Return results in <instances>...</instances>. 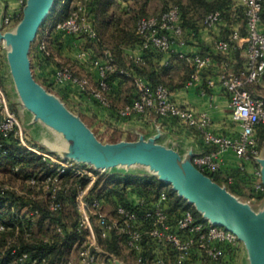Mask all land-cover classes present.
<instances>
[{
    "label": "built area",
    "instance_id": "obj_1",
    "mask_svg": "<svg viewBox=\"0 0 264 264\" xmlns=\"http://www.w3.org/2000/svg\"><path fill=\"white\" fill-rule=\"evenodd\" d=\"M90 1L92 0H78L76 9L67 19L56 23L55 29L96 40L98 33L91 15ZM232 1L235 5L243 6L245 34L242 35L236 27L229 37L218 40L216 47L223 54L230 48H238L245 57L240 72L233 70L227 57L219 62L220 83L229 95L232 116L241 126L237 138L216 132L212 127L213 121L207 113L182 107L172 99L167 87L152 86L140 76L134 77L138 96L119 110L122 117L154 111L160 116L177 117L186 125L197 128L201 131L206 145L214 148L208 153L195 154L192 158L193 164L207 175L220 170L219 155L227 149L235 151L242 164L258 157L260 153L256 127L264 124V98L251 93L246 85L264 77V32L261 28L264 0ZM19 2L24 5L26 0ZM222 21V11L217 10L209 13L204 18L203 24L211 28ZM4 22L8 25L12 24L13 15H6ZM137 32L144 39L142 45L144 48L152 46L160 53L168 52L174 44L185 43L184 27L181 24L180 8L177 5L160 15L141 17L137 22ZM46 37L39 40L38 44L39 49L49 55L51 51ZM187 60L193 68L189 83H198L204 70L215 63L210 55L195 54L187 56ZM94 63L100 73L96 84L88 77L75 74L69 67L60 68L55 80L69 81L79 86L86 95L96 99L101 105L109 107L111 101L108 97L110 86L107 76L115 70L112 53L105 50V58H97ZM125 73L131 76L130 72ZM6 77L0 62V150L7 153V140L13 137L20 145L43 157L51 171L44 175L39 197L48 201L52 211H58L64 204L63 199L59 198L62 194L66 195L68 190V185L63 183L64 174L70 170L74 175L88 180L87 184L84 187L79 186L76 192V204L80 216L77 230L84 236V242L79 249L80 264L122 262L116 256L106 254L102 250L100 238L105 239L112 233H116L123 240L124 247L131 253L135 264H170L169 260L172 264H212L213 262L228 264L226 251L239 249L243 245L233 232L213 224L204 216L202 219H197L191 209L170 212L169 196L165 189L150 202L141 198L133 206L118 204L113 209V215L108 213L107 206L110 205L98 195L91 194L99 174L108 170L97 169L72 158L57 157L50 151L40 150L29 143L22 122L11 106L5 88ZM207 84L211 87L214 82L208 81ZM260 177L261 172L257 171L253 179L256 193L264 190L263 183L258 180ZM233 181V176L227 177L228 184ZM29 182L32 186L36 185L35 178L30 179ZM8 189L9 186H0L2 193ZM255 198L254 195L243 202L250 204ZM3 229L4 226L0 224V231ZM58 230L61 231L60 228ZM150 247H154L153 257H150ZM27 257L25 253L22 259Z\"/></svg>",
    "mask_w": 264,
    "mask_h": 264
},
{
    "label": "trees",
    "instance_id": "obj_2",
    "mask_svg": "<svg viewBox=\"0 0 264 264\" xmlns=\"http://www.w3.org/2000/svg\"><path fill=\"white\" fill-rule=\"evenodd\" d=\"M77 1L78 0H55L53 8L39 30L36 40L39 38L40 34L44 32L46 26L49 25L51 29L47 34V38L57 39L69 34L55 29V25L70 16L72 11L77 7ZM125 1L128 0H92L89 2L98 38L96 40L86 38L87 46H92L98 51H100V49L101 51L109 50L114 58L115 70L107 76L110 86L108 92L109 99L114 79H118L120 83H131L132 86L137 89L134 83V77L140 76L152 86L164 85L170 92L186 84V82L191 79L193 68L190 64H188L185 69L182 81L177 84L173 83L171 77L164 76L170 69L169 64L163 67L154 64L155 62L152 60L160 57L164 53L158 52L152 46L147 48L142 46L144 39L137 32V22L143 16L160 15L170 7L177 5L180 8V19L184 27L185 41H188L190 37L197 36L199 30L205 27L203 20L209 13L221 10L223 20H226L231 26V28L228 29L230 33H228L227 37L231 35L233 29L236 27H239L242 35L245 34V15L243 6L241 4L235 5L232 0H160L163 3V9L155 14H150V3L152 0H134L131 5L122 8V2ZM234 8L235 10H233ZM22 14L23 7L19 12H14L12 14L14 24L19 23ZM261 28L264 32V1ZM227 37H225V39ZM136 45L143 48V56L140 59L126 58L123 52L124 49ZM34 46L41 64L55 62L59 68L69 67L72 69L66 63H59L54 59V52L50 42L48 43V47L51 51L49 55L46 54L45 51L39 49L38 43L37 45L34 44ZM175 58L179 57L173 55L172 59ZM241 64L242 62H240L239 68L236 67L233 70L240 72L241 69H243ZM73 72L76 74L74 70ZM125 72H130L131 76H127ZM36 80L41 82L42 85L50 91L51 89L59 91L60 87L55 79L45 82L41 81L39 77H36ZM251 84L246 85L249 91ZM79 92L81 96L88 97L96 104L101 105L96 99L89 97L82 90ZM137 96L138 92L135 97L127 103L132 102ZM63 100L67 103L65 97ZM11 106L14 110L16 109V104L13 101H11ZM110 107H112V102ZM256 136L259 139L258 146L260 150L264 145V124H259L256 127ZM32 145L39 149H43V147L37 144ZM6 148L8 149L7 153H3L0 150V162L7 160L12 165V170L16 173H26L25 177L27 178L31 191L25 194L26 196L20 195L12 189H8L3 193L0 192V224L4 226V229L0 231V264H59L63 260L68 262V255L72 251V243L78 239H84V236L77 230L78 221L75 220L69 225L68 219L65 217L63 211L64 204L77 207L76 192L79 186L84 187L88 180L84 177L74 175L70 170L64 174L62 176L63 183L68 185V190L66 195L62 194L59 196L60 199H63L64 204L58 211H52L48 201L39 197V193L42 190L44 175L51 171L50 166L47 165L42 156L36 155V153L20 145L13 137L7 140ZM249 162L250 161L243 162V164L241 163L244 167L240 165L232 170H218L208 175L214 181L220 184H226L228 190L236 196L250 198L255 195L257 198L262 199L264 198V190L256 193L254 182L251 179L252 176L246 172V166ZM36 165L41 166V170L43 171L42 175L30 174L26 170L27 167ZM140 168L143 169L144 167L140 166ZM241 169L245 170L241 171ZM228 176L234 177L233 183H227ZM32 178L36 179L35 186H32L29 182ZM104 179L103 187L97 190ZM164 189L168 192L170 212H180L185 209H191L197 219L203 218L202 213H200L192 203H189L187 199L180 196L178 192L173 189L171 184L161 180L157 174L146 172L144 169L142 172L134 171L127 174L116 172L109 173L108 171L99 174L91 194L98 195L113 207H116L118 204L133 206L137 200L141 198H145L149 202L156 199ZM22 210H24L23 213ZM36 217H38L39 223L49 220L54 224L55 233L50 236L34 237L33 226ZM59 228L61 231L58 230ZM100 243L102 245V250L106 254L116 256L124 263L132 256L131 253L125 249L123 240L116 233H112L105 239L100 238ZM150 248V257H153L154 252H152V250L154 247ZM241 251L242 246L232 251L227 250L226 260L228 264H239ZM25 253L28 257L22 259ZM169 261L168 262L172 264L171 260ZM212 264L216 263L213 262Z\"/></svg>",
    "mask_w": 264,
    "mask_h": 264
},
{
    "label": "crops",
    "instance_id": "obj_3",
    "mask_svg": "<svg viewBox=\"0 0 264 264\" xmlns=\"http://www.w3.org/2000/svg\"><path fill=\"white\" fill-rule=\"evenodd\" d=\"M128 2L130 3L131 0L123 2L122 8ZM22 7L23 5L19 0H0V34L14 30L17 24H14V22L9 25L5 24L4 18L6 15L19 12ZM233 10H235V8ZM229 28H231V26L226 20H223L221 24L211 28H201L197 36L190 37L188 41H185L183 44H174L168 52L162 54L160 57L154 58L152 61L155 62L154 64L161 67L169 64L170 69L164 76L171 77L173 83L177 84L182 81L185 69L188 64H190L187 60V56L195 54L210 55L215 63L204 70L201 80L198 83L186 82V84L172 90L171 96L172 99L182 107H187L196 112L207 113L213 121L212 127L216 132L231 138H237L240 135L241 126L232 116L229 108V95L220 83L219 62L222 61L224 57H227L233 69L236 67L239 68L240 62H242L241 65L243 68L245 57L238 48H230L227 53L223 54L216 47V42L220 39H224L227 37L228 33H230L228 31ZM50 29V25L46 26L44 32L41 33L39 38L33 43L30 52L34 77H39L41 81L45 82L55 79V75L60 68L55 62L41 64L36 54L34 44L37 45L39 40L44 39ZM47 39L51 44L54 52V59L57 62L66 63L77 75L88 77L94 84L98 82L100 73L94 61L97 58L104 59L105 51H98L92 46L88 47L87 39L77 35L66 34L57 39ZM8 51L9 46L4 40L0 39V62L7 76L5 84L8 83L10 85L11 82L14 84V81L11 77L7 56ZM123 52L126 58L135 59H140L144 54L143 48L137 45L125 48ZM173 55L179 58L172 59ZM208 81H213L214 84L208 87ZM57 84L60 87L59 91L53 89L50 91L46 87L45 88L49 92L55 94L64 103H66L63 100L65 97L67 101L66 104L76 107V109L83 114V116H80L82 120L102 142L105 141H103L98 134L105 135L109 137V139L117 138L112 141H106L108 143L138 140L141 137L145 139L157 137V142L178 151L182 157H186L190 153L203 154L214 150L213 147L206 145L201 131L195 127L186 125L177 117L160 116L154 111H148L143 115L135 114L129 117H122L119 114V110L129 100L135 97L137 93V89L133 87L131 83H120L118 79L113 80L109 94L112 107L96 104L92 99L81 96L79 92L81 88L69 81L57 82ZM249 88L251 92L264 98V77L251 84ZM27 112L30 111L24 109L23 113L27 117L23 120L22 125L24 123L28 125L25 137L29 143L39 144L44 150L46 149L49 151L68 149V142L62 136L44 125L41 121H38L39 123L34 121V118L29 117ZM83 117L87 118L89 122ZM260 159H264V145L261 147L258 157L252 158L246 166V172L252 176V181L256 176V172H261ZM219 161L221 163L220 170L223 171L235 169L242 163L240 157L232 149L221 152ZM145 168L143 169L148 170L146 172H150L148 168ZM244 170L241 169V171ZM261 178L262 175L258 178L260 182H262ZM223 185L226 186L224 183ZM237 197L242 201L252 198ZM262 199L256 197L252 199V201L257 200V206H260L262 204ZM250 205L252 206V204ZM252 208L257 212L261 211V209L254 208L253 206ZM240 261L251 264L248 251L244 244L242 245Z\"/></svg>",
    "mask_w": 264,
    "mask_h": 264
},
{
    "label": "water",
    "instance_id": "obj_4",
    "mask_svg": "<svg viewBox=\"0 0 264 264\" xmlns=\"http://www.w3.org/2000/svg\"><path fill=\"white\" fill-rule=\"evenodd\" d=\"M54 3L55 0H26L21 20L13 31L0 34V39L9 46L10 72L22 104L36 120L68 142V152L62 157L97 169L148 168L171 184L213 224L237 235L248 251L251 264H264V209L255 211L227 186L202 172L192 162L194 153L182 157L178 151L157 142V137L102 142L79 115L36 80L30 59L31 47ZM259 162L264 185V159Z\"/></svg>",
    "mask_w": 264,
    "mask_h": 264
},
{
    "label": "rangeland",
    "instance_id": "obj_5",
    "mask_svg": "<svg viewBox=\"0 0 264 264\" xmlns=\"http://www.w3.org/2000/svg\"><path fill=\"white\" fill-rule=\"evenodd\" d=\"M133 1L134 0H131L130 4L126 3L125 7H127V5H131L133 3ZM162 9H163V3L160 0H152L151 1V3H150V14L158 13ZM100 51H101V49H100ZM6 90H7L8 96L11 98V101H13L16 104L15 111L17 112L18 117L20 118V121L23 122V120H25L27 117L23 113L24 109H26V108L24 107V105L22 104V102L19 98V95H18V92L16 90L15 85L12 82L10 85L8 83H6ZM64 104L70 110H72V112H74L75 114H78L79 116H83V114H81L79 112V110L76 109V107H73V106L66 104V103H64ZM27 113H28L29 117H31V118L33 117L34 121L39 123L38 122L39 120H36L35 116L33 114H31L30 112H27ZM84 119L87 122H89V120L87 118H84ZM23 128H24L25 132H27L28 125L26 123H24ZM98 136L105 142L108 140L112 141L114 139H117V138L109 139V137H107L105 135H101V134H98ZM37 145H39V144H37ZM68 147H69V144H68ZM45 151H49V150L45 149ZM50 152L57 157H62V154H64L65 152H68V149L67 150L59 149V150L50 151ZM33 153H35V152H33ZM36 155H39V154L36 153ZM26 170L28 171V173L35 174V175H42V172H43L41 170V166H39V165H36L33 167L32 166L27 167ZM142 170L143 169L140 168V166H130V167L112 168V169H109L108 172L109 173H115L116 172V173L127 174V173L134 172V171L142 172ZM144 171H148V170H144ZM151 173H154V172H151ZM25 175H26V173H24V172L23 173H16L14 170H12V165L7 160H3L2 162H0V186H9L10 189L17 192L20 195L28 194L31 190L29 189V185H28L27 178L25 177ZM71 181H73V180H71ZM104 181H105V179L102 180V182L98 186L97 190H99L101 187H103ZM261 203L262 204L260 206H257V200L256 201L254 200L250 204H252V206L254 208H258V209L263 210L264 209V199H262ZM113 209H114V207L112 205L107 206V212L110 213L111 215H113V213H114ZM63 211L65 213V217H67V219H68L67 221H68L69 225H71L70 223L74 222L75 220L79 221L80 216H79V212H78L76 206H72L70 204L69 205L64 204V210ZM23 212H24V210H22V213ZM54 227H55V225L52 224L49 220H46L44 222L39 223L38 217H36L35 218V224L33 226L34 237L38 238V237L53 235V233H55ZM83 242H84V239H82V240L78 239V240L74 241L72 243V251L68 255V257H69L68 262L66 260H63L59 264H80L79 259H78L79 249L81 248ZM242 261H240L239 264H246V262L244 263ZM125 264H135L132 256L128 259V261Z\"/></svg>",
    "mask_w": 264,
    "mask_h": 264
}]
</instances>
